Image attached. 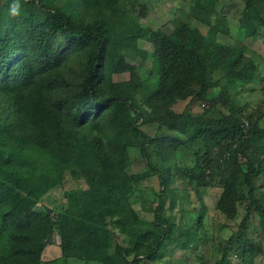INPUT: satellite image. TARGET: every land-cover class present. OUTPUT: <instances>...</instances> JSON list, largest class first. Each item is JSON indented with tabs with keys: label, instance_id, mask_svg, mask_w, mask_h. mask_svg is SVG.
I'll return each instance as SVG.
<instances>
[{
	"label": "trees",
	"instance_id": "trees-1",
	"mask_svg": "<svg viewBox=\"0 0 264 264\" xmlns=\"http://www.w3.org/2000/svg\"><path fill=\"white\" fill-rule=\"evenodd\" d=\"M241 1L244 36L263 35L264 0ZM11 3L0 0V264H43L56 231L64 262L155 263L167 245L199 237L201 211L194 224H180L190 218L183 209L179 218L173 213L191 190L200 196L207 188L222 189L216 210L226 220L245 209L221 248L223 264H231L230 252L253 264L262 248L245 231L253 215L264 218V184L255 183L264 179V101L236 105L211 77L222 71L229 87L248 86L259 68L248 49L218 39L214 7L193 11L210 27L205 35L190 23L171 34L149 28L142 22L149 8L139 9V0H21L15 18ZM123 51L160 70L142 106L130 92L143 80L114 79L134 71ZM179 101L207 107L178 113ZM164 131L170 135L158 136ZM133 151L145 164L138 173L130 171ZM187 152L194 164L181 167ZM67 176L86 187L66 190ZM151 178L158 193L143 186ZM62 188L57 207L43 206ZM133 198L153 220L141 217Z\"/></svg>",
	"mask_w": 264,
	"mask_h": 264
},
{
	"label": "rangeland",
	"instance_id": "rangeland-1",
	"mask_svg": "<svg viewBox=\"0 0 264 264\" xmlns=\"http://www.w3.org/2000/svg\"><path fill=\"white\" fill-rule=\"evenodd\" d=\"M139 0V9L148 6V12L143 23L149 28L156 30L162 28L167 34H171L174 30L183 23H190L192 26L198 28L203 34L207 35L209 28L202 20L195 18L193 11L198 6L204 13H209L208 7L211 9L210 19L211 25L219 28L217 35L218 39L235 48L248 49L246 55L251 57L259 68V75L255 82L248 86L229 87L227 81L223 78L222 71L212 75V80H220L221 87H228L230 98L236 105L246 107L248 109H255L264 101V34L252 38H246L240 28L239 13L244 4L241 0ZM124 4V3H123ZM142 5V6H141ZM196 12V11H195ZM194 12V13H195ZM227 31V32H224ZM142 47L148 51L152 47L148 43H143ZM127 57V61L133 65V73H126L116 75L114 77L116 82H123L127 80L141 79L143 80L142 88L130 92L136 100L138 106L144 103V97L150 89L156 88L160 80V70L150 59H143L140 55L123 51ZM204 103L190 104L189 101H179L174 106V111L182 113L186 108H189L194 113L201 112L205 109ZM217 115V113H216ZM153 115L147 111L146 118H152ZM264 126V123H263ZM2 127L0 126V133ZM168 136L169 132L164 131L158 133V136ZM132 165L130 171L132 173L141 172L145 168L144 161L139 159L137 152H131ZM179 164L181 167H192L194 164V156L192 152H187L184 157L180 158ZM257 186L264 184L263 178L255 180ZM143 186L148 189L159 192V183L157 178H151L144 181ZM86 184L83 180H74L67 176L64 181V188L72 190L76 188H84ZM64 189L50 193L42 204L48 205L50 208L57 207L59 202L63 201L62 192ZM222 193L221 188H207L200 190V196L191 190L189 199L184 203H178L174 215L178 218L179 210L189 213L190 218L185 217L183 221L179 220L180 224H185L189 220L194 224L198 212L202 213L203 231L198 235L197 239L192 240L188 246L176 247L175 245H167L162 258L155 263L149 264H223L222 247L227 246V241L230 236L236 232L245 215L244 207L239 208L238 218L234 221H229L224 218L217 210L216 203ZM185 195V193H182ZM199 197L202 199L199 200ZM155 198V204L157 203ZM135 209L139 212L142 218L146 220H153V214L142 210L139 198H133ZM154 204V206H156ZM169 203L167 202V206ZM183 222V223H182ZM185 226V225H184ZM184 233V228L177 229L175 233V243L179 242L181 235ZM247 238L253 240L262 248V254L259 255L253 264H264V218L253 215L250 223L245 231ZM122 238L120 242H122ZM60 243V232L56 231L52 237V244L47 247L43 253V264H102L100 262L86 263L84 261L70 259L67 262L62 261ZM229 262L231 264H244L242 260L230 252ZM59 259L57 262H52Z\"/></svg>",
	"mask_w": 264,
	"mask_h": 264
},
{
	"label": "clouds",
	"instance_id": "clouds-1",
	"mask_svg": "<svg viewBox=\"0 0 264 264\" xmlns=\"http://www.w3.org/2000/svg\"><path fill=\"white\" fill-rule=\"evenodd\" d=\"M21 9V0H12V3L9 8V14L12 17H18L20 15Z\"/></svg>",
	"mask_w": 264,
	"mask_h": 264
}]
</instances>
